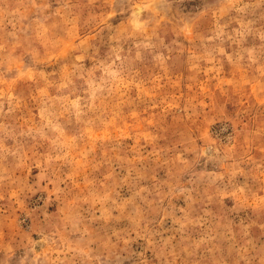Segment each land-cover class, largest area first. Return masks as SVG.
<instances>
[{
	"label": "rangeland",
	"instance_id": "obj_1",
	"mask_svg": "<svg viewBox=\"0 0 264 264\" xmlns=\"http://www.w3.org/2000/svg\"><path fill=\"white\" fill-rule=\"evenodd\" d=\"M0 264H264V0H0Z\"/></svg>",
	"mask_w": 264,
	"mask_h": 264
}]
</instances>
